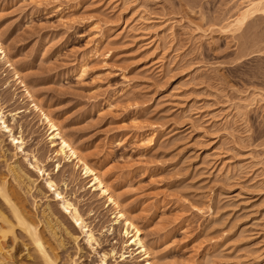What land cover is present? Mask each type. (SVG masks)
Returning <instances> with one entry per match:
<instances>
[{"label": "rangeland", "instance_id": "374dc122", "mask_svg": "<svg viewBox=\"0 0 264 264\" xmlns=\"http://www.w3.org/2000/svg\"><path fill=\"white\" fill-rule=\"evenodd\" d=\"M242 2L0 0L11 64L0 59V105L26 142L16 151L0 131V179L21 163L38 187L18 205L36 219L49 204L79 237L56 251L59 264L146 259L77 160L56 158L43 112L141 229L153 264H264V10L238 28ZM33 156L81 211L96 251ZM22 243L17 264H40Z\"/></svg>", "mask_w": 264, "mask_h": 264}, {"label": "bare ground", "instance_id": "6f19581e", "mask_svg": "<svg viewBox=\"0 0 264 264\" xmlns=\"http://www.w3.org/2000/svg\"><path fill=\"white\" fill-rule=\"evenodd\" d=\"M241 1H243L241 5L244 8L234 21V26L238 28L243 26V24H245L246 20L251 15L258 11L261 12V10H264V0ZM0 59L7 62V64H10L7 51L5 50L1 40ZM27 92L29 95H31L28 89ZM43 116L49 125V130L51 132V143L55 146V142L58 141V145L60 146V150L56 153V158H60V156H62L63 159L67 158L77 160L85 172L84 175L92 180V186L101 191L102 196L106 197L110 204L114 205L115 210L117 211L118 220L125 224L127 229L126 234H132L133 238L131 240V244L136 245L138 249H140V253L143 255L144 259H146V264H153L151 262V254L146 248L145 242L143 241L141 229L125 214L119 200L109 185L105 182L101 174L95 171L92 166H90L83 158H81L78 150L73 147L68 137L63 133L62 128L57 124V122H55L45 112H43ZM0 131L5 134H9L16 151L26 154L24 150L26 143L25 140L23 137L14 136L13 129L7 123L1 105ZM2 143L3 141L1 142L0 140V144ZM18 155L19 154L14 155L13 158H17ZM24 156L29 157V154ZM30 159V167L37 171L41 177L45 178L46 176L44 181L47 185V188L49 189V192H53V197L57 199L56 201L60 202L59 204L64 211L63 213L68 214L74 225H76V227L81 230L86 244L92 248L93 252L96 251V248L100 245L99 241L96 238L94 231L84 219L77 205L71 202L61 191H59L57 184L50 176V173L47 174L45 166L41 161H39L34 156ZM20 164L16 160L13 163L8 164L7 177L5 179H0V264H17L12 251L14 249V244L21 239L23 241L22 244L24 247H28V245L33 247L34 251L36 252V255L34 254L35 256H33L35 259L40 260V264H59V256L56 254V251L63 250L66 247V238H70L77 243L79 237H75L68 231V229L64 228L63 224L56 218L54 214L55 212H53L51 209L52 207H50L49 204H47L46 208L42 211L41 217H37L36 214V219H33L34 216H29L25 209L18 205L19 201L18 203L16 201L19 200L18 198L23 196L26 197L32 192L34 188L38 187V181L33 180V178L28 175V172L26 173L25 169H23ZM8 177H10V180H12L13 184L15 185L14 191L9 187L10 184H8L7 181ZM41 228H43L42 231ZM47 240L53 244V248L49 247ZM11 242L12 245H9ZM6 250L7 252H5ZM2 251L5 253L4 256L6 258H2ZM114 253L115 252H113L112 255L108 253H104L103 255L101 254L102 256L100 257V262H98V264H108L107 261L109 256H113ZM122 257L123 260L126 259L124 255H122ZM67 264L77 263L74 260H70L67 262Z\"/></svg>", "mask_w": 264, "mask_h": 264}]
</instances>
